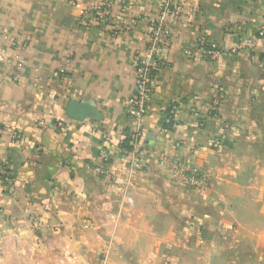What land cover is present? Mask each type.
<instances>
[{
    "label": "crops",
    "instance_id": "crops-1",
    "mask_svg": "<svg viewBox=\"0 0 264 264\" xmlns=\"http://www.w3.org/2000/svg\"><path fill=\"white\" fill-rule=\"evenodd\" d=\"M174 1L180 19L165 20V66L128 151L92 127L113 143L135 127L134 63L162 0H0V53L23 62L13 82L0 60V264H55L49 235L75 226L85 234L61 241L67 264H264V0ZM200 36L224 50L215 61L185 57ZM70 102L85 105L81 120ZM173 159L206 183L181 185Z\"/></svg>",
    "mask_w": 264,
    "mask_h": 264
},
{
    "label": "built area",
    "instance_id": "built-area-1",
    "mask_svg": "<svg viewBox=\"0 0 264 264\" xmlns=\"http://www.w3.org/2000/svg\"><path fill=\"white\" fill-rule=\"evenodd\" d=\"M181 9L178 5H175L174 0H162L158 15L155 20L150 23L149 31L146 35L145 51L141 55L139 54L134 63V93L127 101V113L130 119L135 122V127L133 129H128L124 131L122 137L117 140V143H113L112 137L101 131L97 126L92 127V133L97 131L101 132V140L106 142L109 147H116L119 149H126L125 139H127V149L128 151H135L138 141L142 135L143 131V119L146 115L148 105L152 99L155 79L157 71L165 66L160 58V50L167 46L169 37L171 36V26L176 24L180 19ZM98 16L96 19H99ZM170 19L172 25L168 24L165 20ZM95 19V20H96ZM98 21V20H97ZM5 38L8 39L7 32H3ZM258 35L264 38V28L260 30ZM13 49L19 51L23 44L20 41L11 40ZM253 43L252 39H243L239 41L234 47L228 50L231 54H236L238 51L244 49L247 45ZM223 49L219 48L215 44L209 43L205 37L200 36L194 42H192L187 50L184 51V55L187 58H193L196 61H215L222 53ZM0 60H3L9 66V74L11 80L16 82L20 79L21 70L23 62L20 60L19 56L14 55L13 57H6L0 53ZM59 77L64 76V71L60 70L56 74ZM225 94L221 87H218L215 92L214 105L216 107L220 101L224 100ZM193 116L198 122L203 121L205 114L196 109L192 110ZM214 111H208L207 114H213ZM171 112L170 114H172ZM57 128L64 131V126L61 123L57 124ZM14 140H18V137L13 135ZM221 134L215 135L212 139V143L215 147L221 144ZM138 155L140 153L138 152ZM104 155V152L102 153ZM170 164L176 171V177L181 181L189 185L195 183H206V178L203 175H199L194 168H192L188 163L173 159ZM136 165V164H135ZM3 176H7L5 170L1 171Z\"/></svg>",
    "mask_w": 264,
    "mask_h": 264
},
{
    "label": "rangeland",
    "instance_id": "rangeland-1",
    "mask_svg": "<svg viewBox=\"0 0 264 264\" xmlns=\"http://www.w3.org/2000/svg\"><path fill=\"white\" fill-rule=\"evenodd\" d=\"M216 135H220V133H216ZM183 186L185 187H189L190 185L185 183V182H181ZM189 185V186H188ZM129 203H132L131 201H128ZM76 227V226H75ZM73 229L72 232L70 233H67V232H59V233H56L55 235H49V238L52 239V240H55L56 241V247L54 246L53 249H51L52 251H54V257L56 258V263L55 264H67V247H62V244H61V241H64L67 239V236L68 234H70V238L72 239L73 237L74 238H84V234L85 233H82L80 232L78 229L79 228H75ZM76 229V230H75ZM40 236V234H38ZM38 237V236H37ZM31 238H34L33 236ZM41 238V237H40ZM87 238L88 239H93L95 238V234L94 233H91V232H88L87 234ZM107 249H104V252L103 254H101L99 257H98V261H104L106 256H107ZM91 255V252H89L88 256Z\"/></svg>",
    "mask_w": 264,
    "mask_h": 264
},
{
    "label": "water",
    "instance_id": "water-1",
    "mask_svg": "<svg viewBox=\"0 0 264 264\" xmlns=\"http://www.w3.org/2000/svg\"><path fill=\"white\" fill-rule=\"evenodd\" d=\"M86 108L85 105L70 102L67 107V114L70 118L81 120L83 118L82 111Z\"/></svg>",
    "mask_w": 264,
    "mask_h": 264
},
{
    "label": "trees",
    "instance_id": "trees-1",
    "mask_svg": "<svg viewBox=\"0 0 264 264\" xmlns=\"http://www.w3.org/2000/svg\"><path fill=\"white\" fill-rule=\"evenodd\" d=\"M125 140H126V141H125V143H124V144H125V147H124V148L127 149V146H126V145H127V139H125Z\"/></svg>",
    "mask_w": 264,
    "mask_h": 264
}]
</instances>
